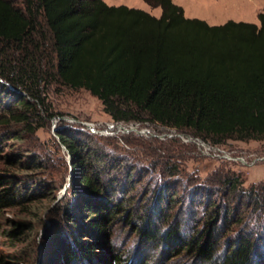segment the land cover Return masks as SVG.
Returning a JSON list of instances; mask_svg holds the SVG:
<instances>
[{"label": "trees", "instance_id": "obj_1", "mask_svg": "<svg viewBox=\"0 0 264 264\" xmlns=\"http://www.w3.org/2000/svg\"><path fill=\"white\" fill-rule=\"evenodd\" d=\"M144 1L159 7L160 16L104 0H0V78L22 92L14 102L31 114L38 115V107L47 111L39 86L56 81L89 91L115 122H154L214 145L263 139L264 7L259 24L210 25L186 17L172 0ZM7 114L26 122L31 132L43 126L32 127L25 113ZM6 122L0 116V124ZM58 136L79 177L63 211L52 218L49 263L55 258L56 264H166L186 256L197 264H264V183L243 189L238 176L224 178V184L231 200L252 208L253 225L222 234L223 226L242 222L239 207L216 204L213 192L201 190L205 202L194 199L191 207L201 206L202 216L192 211L187 227L182 212L172 218L166 213L176 194L165 188L155 204L145 207L138 228L144 242L164 245L158 261L150 262L144 244L122 259L105 228L118 215L129 217V211L113 200L117 191L103 186L92 169L104 155L72 131ZM22 164L40 167L36 156ZM21 181L0 173V212L27 198L23 186L30 179L22 186ZM0 264L13 262L0 258Z\"/></svg>", "mask_w": 264, "mask_h": 264}, {"label": "rangeland", "instance_id": "obj_2", "mask_svg": "<svg viewBox=\"0 0 264 264\" xmlns=\"http://www.w3.org/2000/svg\"><path fill=\"white\" fill-rule=\"evenodd\" d=\"M104 1L109 5L140 8L155 16L161 14L159 7H151L144 0ZM172 1L183 8L186 17L199 18L210 25L227 20L259 24L258 13L264 7V0ZM39 91L47 111L38 107V115L31 114L14 102L22 92L0 78V116L10 121L0 124V173L22 178L21 186L30 179L28 188L23 186L27 193L24 202L0 212V258L13 264H51L46 244L53 235L52 218L63 211L74 191L72 183L76 180L78 184L79 177L68 149L58 136L64 131H72L80 141L88 142L105 157L104 162L97 161L92 169L103 186L117 191L113 200L124 203L129 211V217L122 220L118 215L105 228L110 244L122 259H128L144 244L150 262L158 261L164 245L144 242L138 228L145 207L155 204L158 193L165 188L176 194L166 213L172 218L182 212L180 217L187 220V227L192 225L188 221L192 211H198L199 216L203 213L201 206L191 207L192 201L205 202L206 194L203 197L200 194L208 190L214 193L211 197L216 204L239 207L236 210L242 222L223 226L222 234H232L244 224H254L250 221L252 208L244 200L240 204L230 199L224 178L238 176L243 189L264 183V138L228 139L214 145L189 132L154 122H115L103 111L101 101L85 89H73L53 81L42 83ZM8 109L15 115L27 114L29 121H33L32 127L36 123L43 126L31 132L26 122L9 118ZM118 125L129 131L118 129ZM31 156L38 158L40 167L22 168L25 165L22 163ZM119 159L122 161L118 169ZM172 172L176 174L171 175ZM37 187L40 189L34 191ZM15 222L25 226L17 228ZM15 228L19 230L9 235ZM52 260L57 263L55 258ZM165 263L197 264L186 256L172 257Z\"/></svg>", "mask_w": 264, "mask_h": 264}, {"label": "bare ground", "instance_id": "obj_3", "mask_svg": "<svg viewBox=\"0 0 264 264\" xmlns=\"http://www.w3.org/2000/svg\"><path fill=\"white\" fill-rule=\"evenodd\" d=\"M118 129H120V128H124L125 130L124 131H129L128 129H127V127H125V126H121V125H118V127H117ZM130 129L131 130H133V128H131L130 127ZM191 140H193L191 137H189Z\"/></svg>", "mask_w": 264, "mask_h": 264}, {"label": "water", "instance_id": "obj_4", "mask_svg": "<svg viewBox=\"0 0 264 264\" xmlns=\"http://www.w3.org/2000/svg\"><path fill=\"white\" fill-rule=\"evenodd\" d=\"M197 139V138H196Z\"/></svg>", "mask_w": 264, "mask_h": 264}]
</instances>
